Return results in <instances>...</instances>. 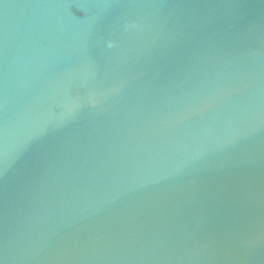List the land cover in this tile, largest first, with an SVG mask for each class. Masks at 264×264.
<instances>
[{
    "label": "water",
    "instance_id": "95a60500",
    "mask_svg": "<svg viewBox=\"0 0 264 264\" xmlns=\"http://www.w3.org/2000/svg\"><path fill=\"white\" fill-rule=\"evenodd\" d=\"M0 264H264V0H0Z\"/></svg>",
    "mask_w": 264,
    "mask_h": 264
}]
</instances>
